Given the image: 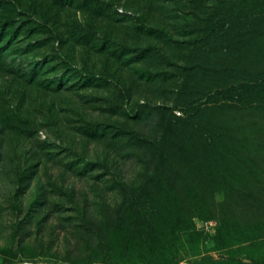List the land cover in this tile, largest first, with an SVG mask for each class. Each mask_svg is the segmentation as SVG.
<instances>
[{
  "label": "rangeland",
  "instance_id": "374dc122",
  "mask_svg": "<svg viewBox=\"0 0 264 264\" xmlns=\"http://www.w3.org/2000/svg\"><path fill=\"white\" fill-rule=\"evenodd\" d=\"M0 264H264V0H0Z\"/></svg>",
  "mask_w": 264,
  "mask_h": 264
},
{
  "label": "trees",
  "instance_id": "16d2710c",
  "mask_svg": "<svg viewBox=\"0 0 264 264\" xmlns=\"http://www.w3.org/2000/svg\"><path fill=\"white\" fill-rule=\"evenodd\" d=\"M248 106L252 107L253 103L247 104ZM203 117V114L201 112V109L195 107L186 108L183 112L182 117L176 118V121L178 122V125L181 129H185V127L188 126H194L198 122L201 121V118Z\"/></svg>",
  "mask_w": 264,
  "mask_h": 264
}]
</instances>
